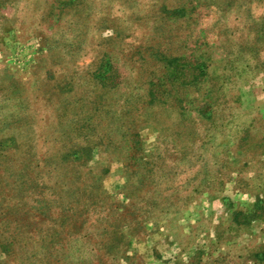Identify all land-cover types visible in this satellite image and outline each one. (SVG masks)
Here are the masks:
<instances>
[{"label":"rangeland","instance_id":"374dc122","mask_svg":"<svg viewBox=\"0 0 264 264\" xmlns=\"http://www.w3.org/2000/svg\"><path fill=\"white\" fill-rule=\"evenodd\" d=\"M0 264H264V0H0Z\"/></svg>","mask_w":264,"mask_h":264}]
</instances>
